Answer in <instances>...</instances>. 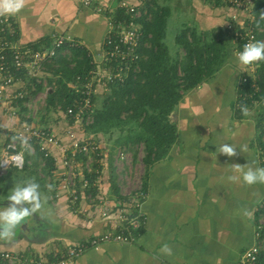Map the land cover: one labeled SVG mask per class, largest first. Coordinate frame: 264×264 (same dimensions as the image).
Here are the masks:
<instances>
[{"label":"crops","instance_id":"crops-1","mask_svg":"<svg viewBox=\"0 0 264 264\" xmlns=\"http://www.w3.org/2000/svg\"><path fill=\"white\" fill-rule=\"evenodd\" d=\"M217 1L218 14L212 17H201L200 14L196 17L198 23H192L191 17L186 26L206 32L211 38L222 37L229 55L212 77L183 93L171 112L169 118L176 127L177 138L164 158L153 161L147 170L144 168L140 181V187L145 192L141 204L143 225L134 231L132 242H102L77 255L72 264H241L242 253L256 244L257 240L260 251L264 250V237H260L264 225V183L247 185L239 179H229L230 176H239L235 170L237 164L245 168L262 167L259 155L264 153V104L255 102L246 112L237 111L235 114L233 99L241 73H248L263 92L264 67L261 61L247 66L236 62L233 53L235 45L224 28L228 9L220 0ZM92 2V5H84L83 0H23V8L9 15L17 21L16 39L19 45L41 49L52 34L63 33L86 48L91 59H97L107 28L105 11L114 9L117 0ZM94 6L105 9L98 12ZM252 13L256 41L264 42V26L259 23L258 15L264 13V0H254ZM43 74L47 75L45 66L41 78L45 77ZM32 89L40 92L36 85ZM50 91L47 90V93ZM29 98L15 104L17 119L34 124L31 120L35 114H27L24 120L19 117L20 105L28 104L30 108L27 102ZM28 117L32 119L27 120ZM10 122V117L0 108V125H3L0 131L9 139L5 127ZM71 123L64 119L65 127L51 131L64 137L63 132ZM81 129L75 125L78 135L83 132ZM222 143L232 144L237 148L236 153L228 156L216 152ZM245 145L246 150L241 152V147ZM26 150L32 155L38 154ZM122 150L118 148L113 155L115 173L110 175L108 187L105 177L103 183L99 177L100 194L110 204L128 197L120 181L121 170L117 168L120 160L118 152L123 154ZM38 157L40 167L44 168L46 159L40 154ZM26 163L28 170L9 168L0 176V207L10 203L7 200V187L1 183L34 181L44 194L51 187L39 177L36 161L34 163L29 158ZM99 169L98 174L103 171ZM49 173L47 177L51 182L59 169L52 165ZM54 196H45L48 210H43V215H40L50 223L46 231L30 242L21 237L15 238L8 242L5 249L0 248V252L56 253L72 243L88 240L92 235L106 230L99 218H89L74 212L65 194ZM84 200L85 195L82 197ZM94 209L96 211L97 206ZM258 231L259 239L256 236ZM164 244L171 248L170 255L160 251Z\"/></svg>","mask_w":264,"mask_h":264},{"label":"built area","instance_id":"built-area-1","mask_svg":"<svg viewBox=\"0 0 264 264\" xmlns=\"http://www.w3.org/2000/svg\"><path fill=\"white\" fill-rule=\"evenodd\" d=\"M220 1L228 9L224 28L235 45L234 53L237 55L244 44L256 41L252 13L254 0ZM92 3V0H83L84 5ZM140 3L143 0H117L114 9H106L107 28L99 56L97 59L92 58L91 67L84 75L75 77L71 85L75 98L61 111L63 119L72 121L63 132L64 137L46 127L18 121L15 104L29 97L33 84L40 82L46 63L51 62L57 53L79 46V42L68 34L56 33L51 35L48 45L41 49L22 47L16 39V19L9 15L0 16V108L11 119L10 125L5 127L10 141L6 143L0 156V176L12 166L23 168L24 150L38 151L44 159L50 158L52 165L59 169L53 179L54 194H65L69 207L74 212L85 214L89 218H99L106 226L101 234L72 243L56 253L1 251L0 264H72L77 255L102 242H132L134 231L143 225V189L137 187L129 191L125 194L128 196L126 199L114 204L105 200L99 190L98 170L92 171L90 167L92 158H100L103 154L101 144L93 136H78L75 130L76 124L81 128L82 120L86 119V124L89 118L91 121L94 97L99 90L121 84L130 72L138 71L139 64L136 61L140 57L138 48L142 36ZM94 8L98 12L105 9L102 6ZM237 86L233 99L235 111L247 109L255 102L264 104V95H260L259 86L248 73L240 74ZM1 126L3 125H0V129ZM8 147L13 148L14 152L7 151ZM120 155L122 152H118V157ZM83 159L84 167H81L79 162ZM259 162L264 167V153L259 155ZM84 195L85 200L82 201ZM95 206L98 208L96 211ZM256 236L259 239V231ZM259 252L257 240L256 244L242 253L241 264H256Z\"/></svg>","mask_w":264,"mask_h":264},{"label":"trees","instance_id":"trees-1","mask_svg":"<svg viewBox=\"0 0 264 264\" xmlns=\"http://www.w3.org/2000/svg\"><path fill=\"white\" fill-rule=\"evenodd\" d=\"M215 4H218L217 0ZM150 12V17L141 15L139 18L142 36L138 48L140 57L136 61L138 71L130 72L125 82L110 86L99 104L94 103L91 121L85 126L89 133L125 130L123 143L141 141L146 170L153 161L167 155L177 138L176 127L169 117L183 93L212 77L229 55L222 37L211 38L206 32L188 26L174 37L183 54L180 57L179 54L172 55L163 40L168 10L159 8L150 9ZM258 15L259 23L264 26V15ZM68 53H71L72 62L66 59L67 53L59 52L45 64V73L51 75L48 80L55 84L53 91L46 94V102L52 104L57 101L62 110L75 98L71 88L75 77L84 75L92 64L82 45L70 48ZM261 65L264 67V60ZM260 95H264V90ZM233 112L237 114V111ZM122 139L119 137L115 143ZM24 152L23 170H28L26 159L31 158L35 163V155L40 154L43 158L38 151L35 155L27 150ZM46 166L49 172L52 168L50 158L46 159ZM260 237H264V225ZM256 264H264V250L259 252Z\"/></svg>","mask_w":264,"mask_h":264},{"label":"rangeland","instance_id":"rangeland-1","mask_svg":"<svg viewBox=\"0 0 264 264\" xmlns=\"http://www.w3.org/2000/svg\"><path fill=\"white\" fill-rule=\"evenodd\" d=\"M215 3L216 0H143V3L139 7V10L141 11V15H146L147 17H150L151 15L150 9L155 10L159 8H165L168 10V15L165 18L166 32L163 40L165 44L168 46L169 52L172 55L179 54L180 57L182 55V50L175 43V39H174L175 35L179 33L180 30L184 29L187 23H190L191 17H193L192 18L193 20H191L192 23L195 22L198 23L197 20L198 18L196 17H198L200 14L201 17H209V16L212 17L214 16V14H218L216 7H218L219 5H216ZM200 7L202 9H200ZM70 55L71 53H67L66 59L69 62H72L71 60L72 57ZM45 71H46V67H45ZM48 74L47 75L43 74L45 77L41 78L40 82H35L33 84V86L35 85L37 86V88L40 91L39 93H37V91L33 89L30 90V88H28L30 90V92L28 93L30 98L27 100V102L30 103V108L27 107L28 104L26 106L20 105L19 117L21 118V120H24L27 114L28 115L35 114V117L33 119L31 117H28L27 120L32 119L31 122H33L37 126L46 127L49 128L50 130L51 129L58 130L60 128L65 127V124H64V119L61 116L62 108L60 107L61 106L60 103L54 101V103L48 104L46 102L47 90L51 89V91H53V89L55 88V84L49 82L48 79L49 77H51V75L49 74L48 76ZM107 93H108V89L103 91L99 90L94 97V103L98 105L99 101ZM85 121L84 120L81 121V128H82L81 130H83V132L79 133L78 136H82V135L90 136L88 134L89 132L85 130V126H86ZM89 122H90V118L87 120V123ZM125 133H126L125 130H112L110 131V133H101V132L91 133V135H94L93 137L100 142L102 147L101 150L103 151V154L100 158L93 157L92 160L90 161V167L92 171L94 169H99V168H100L99 170H103L99 174L100 181L101 183H103V177H105V181L108 187L109 177L112 173L113 174L115 173V168L113 166V161H114L113 155L116 153V150L118 148L119 150L124 149L122 150L123 154L118 157V160L119 159L120 160L117 164V168L121 170L120 181L122 186H124V191L128 193V191H132L133 189H135L136 186L140 187V181H142L145 165L143 163V156H144L143 143L141 141L123 143L124 141L122 137L125 135ZM3 134L4 133L0 131V156L2 155V149L5 147L6 143L10 140L8 137L5 138V134L4 135ZM119 137L122 140L119 143H115L116 139H118ZM35 156H36V164L38 167L37 170L39 173V177L42 178L44 184L45 183L47 184V182L48 185L51 184V187L49 186L46 194L40 192L41 208L36 212V214L39 217L33 214L32 216L25 218V220L22 222V225L18 226L15 229V235L12 239L6 240L0 238L1 249L2 248L5 249L9 241L14 240L15 238L18 237H21V239L27 242L35 240L38 237H40L41 234H43L46 231V227L50 225L49 221L43 219V217H40V215H43L42 214L43 210L45 209L46 211L48 210L47 209L48 203L46 202L45 196H47V194L48 195L50 194L52 196L55 195L53 191V181L51 182L48 181L47 176L50 173L48 172L46 165L44 168L40 167V159H38L39 158L38 155ZM80 164L81 167H84V159L83 161L79 162V166ZM101 167L103 169H101ZM10 169H16V167L12 166L10 167ZM13 183L14 182H11L10 184L1 183V185L7 187V191L8 193H10L12 189L16 185H18V183L15 184Z\"/></svg>","mask_w":264,"mask_h":264},{"label":"clouds","instance_id":"clouds-1","mask_svg":"<svg viewBox=\"0 0 264 264\" xmlns=\"http://www.w3.org/2000/svg\"><path fill=\"white\" fill-rule=\"evenodd\" d=\"M23 0H0V15H12L23 8ZM264 15V13H262ZM264 60V42L255 41L244 44L241 51L236 55L239 65H250L256 61ZM246 112L247 109H242ZM236 147L229 143H222L216 148V152L232 156L236 153ZM246 145L240 151L244 152ZM236 172L239 176H230L229 179H239L242 183L252 185L264 183V167H243L237 164ZM7 200L10 202L6 207H0V238L12 239L15 229L22 225L25 218L32 216L41 208V194L39 184L27 181L16 185L9 193ZM160 251L165 255L171 254V248L164 244Z\"/></svg>","mask_w":264,"mask_h":264},{"label":"water","instance_id":"water-1","mask_svg":"<svg viewBox=\"0 0 264 264\" xmlns=\"http://www.w3.org/2000/svg\"><path fill=\"white\" fill-rule=\"evenodd\" d=\"M7 151H9V152H14V149L11 148V147H8V148H7Z\"/></svg>","mask_w":264,"mask_h":264}]
</instances>
